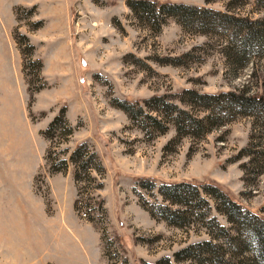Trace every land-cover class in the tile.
Here are the masks:
<instances>
[{"label": "rangeland", "instance_id": "374dc122", "mask_svg": "<svg viewBox=\"0 0 264 264\" xmlns=\"http://www.w3.org/2000/svg\"><path fill=\"white\" fill-rule=\"evenodd\" d=\"M128 1L139 0H0V165L41 159L34 191L45 202L46 167L64 160L71 179L76 169L75 212L98 235L93 264H179L173 254L209 240L208 232L196 218L180 228L151 219L140 202L190 211L165 202L159 185H215L264 217V115H241L224 97L264 100V61L253 59L233 77L223 58L230 29L214 24L200 33L204 27L159 17L157 28ZM148 1L264 20L256 0ZM194 94L213 96V104L194 102ZM61 109L71 135L44 140L40 133ZM178 110L209 116L212 126L202 135L183 129L178 138ZM83 142L101 172L68 162ZM138 179L155 185L135 189L141 201L133 192ZM206 200L207 217L228 226L217 202Z\"/></svg>", "mask_w": 264, "mask_h": 264}, {"label": "trees", "instance_id": "16d2710c", "mask_svg": "<svg viewBox=\"0 0 264 264\" xmlns=\"http://www.w3.org/2000/svg\"><path fill=\"white\" fill-rule=\"evenodd\" d=\"M256 5L264 9V0H256ZM128 8L132 12H138L140 16L148 19L150 23L156 24L157 28L159 18L173 20L179 26L186 24L187 27L200 26L204 27L200 33L208 32L206 28H214V24L222 27L223 32L227 34L230 41L223 50V58L229 66L232 76H236L239 71L245 69L252 63L253 59L264 61V20L263 19H246L232 17L226 13H219L213 10H198L196 8L184 7L182 5L168 3H154L148 0L128 1ZM162 21V22H163ZM227 30V31H226ZM38 69L41 67L37 63ZM230 107H240L245 110L241 115H264V100L261 97L246 96L240 92L236 94H227L224 96ZM194 102H201L204 106L213 104V96H193ZM215 102V101H214ZM233 105V107H232ZM206 108V107H205ZM122 109L129 114L128 107ZM184 119L176 117L175 126L177 137L187 134L183 129L200 130L199 134H204L210 128L213 120L211 117H205L202 120L187 116L184 112L178 110ZM199 124H205L204 127H198ZM201 128V129H199ZM72 130L67 125L64 117V110L58 111V114L52 118L46 128L40 133L46 141L62 135L67 138L71 135ZM49 158V157H48ZM44 158V161L48 160ZM71 165H76L80 171L86 173L91 170L96 173L101 172V168L96 162L95 155L89 151L85 142L76 145L68 157ZM67 162L58 161L56 165L46 167L47 174L65 173ZM72 181L74 185L79 182V176L75 168L71 170ZM136 188L151 190L155 188L153 182L138 179L134 183L133 192ZM77 189V188H76ZM158 194L171 207H180L190 211L172 210L169 206H147L146 203L140 202V206L145 210L149 217L155 221H162L174 227H186L191 223V219L196 218L203 221V226L208 232L209 240L190 244L173 254V261L179 264H264V217L243 209L232 200L228 195L223 193L217 186L210 184L193 185L190 183L178 184H161L157 188ZM78 196V189L76 197ZM138 199L141 201L139 194ZM206 198L214 200L218 204L217 212L221 214L228 226L218 225L213 219L207 217ZM74 201V210L76 211V202ZM199 212V213H197ZM197 213V214H196ZM168 264L165 259L164 263Z\"/></svg>", "mask_w": 264, "mask_h": 264}, {"label": "crops", "instance_id": "0c3cea01", "mask_svg": "<svg viewBox=\"0 0 264 264\" xmlns=\"http://www.w3.org/2000/svg\"><path fill=\"white\" fill-rule=\"evenodd\" d=\"M8 163L0 165V264H93L98 235L74 210L69 170L44 176L45 202L34 191L41 159Z\"/></svg>", "mask_w": 264, "mask_h": 264}, {"label": "built area", "instance_id": "2783aa9c", "mask_svg": "<svg viewBox=\"0 0 264 264\" xmlns=\"http://www.w3.org/2000/svg\"><path fill=\"white\" fill-rule=\"evenodd\" d=\"M76 204H77L78 207H80L81 202L78 200V201L76 202ZM79 215H80V218H81L82 220H84L85 217H86L84 212H80Z\"/></svg>", "mask_w": 264, "mask_h": 264}]
</instances>
